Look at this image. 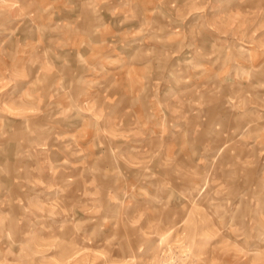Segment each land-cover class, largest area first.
<instances>
[{"label":"rangeland","instance_id":"1","mask_svg":"<svg viewBox=\"0 0 264 264\" xmlns=\"http://www.w3.org/2000/svg\"><path fill=\"white\" fill-rule=\"evenodd\" d=\"M0 264H264V0H0Z\"/></svg>","mask_w":264,"mask_h":264}]
</instances>
